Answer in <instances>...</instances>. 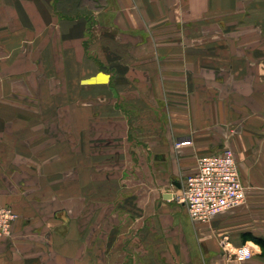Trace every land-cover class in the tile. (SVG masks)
I'll return each instance as SVG.
<instances>
[{
  "label": "crops",
  "instance_id": "0c3cea01",
  "mask_svg": "<svg viewBox=\"0 0 264 264\" xmlns=\"http://www.w3.org/2000/svg\"><path fill=\"white\" fill-rule=\"evenodd\" d=\"M99 1L0 0V264H264V0ZM224 150L244 202L193 222Z\"/></svg>",
  "mask_w": 264,
  "mask_h": 264
},
{
  "label": "built area",
  "instance_id": "2783aa9c",
  "mask_svg": "<svg viewBox=\"0 0 264 264\" xmlns=\"http://www.w3.org/2000/svg\"><path fill=\"white\" fill-rule=\"evenodd\" d=\"M185 144L188 142L181 143ZM196 167V172L185 179L180 196V201L193 222H209L214 216L243 204L245 188L230 151L200 156ZM17 218L11 208L0 207V236L9 233ZM231 253L239 262L247 261L253 255L247 244Z\"/></svg>",
  "mask_w": 264,
  "mask_h": 264
},
{
  "label": "trees",
  "instance_id": "16d2710c",
  "mask_svg": "<svg viewBox=\"0 0 264 264\" xmlns=\"http://www.w3.org/2000/svg\"><path fill=\"white\" fill-rule=\"evenodd\" d=\"M88 1H90L91 3H94L96 5V7H100L101 6L99 0H88ZM89 30H90V28H89ZM242 238H243L244 242L251 241L255 245H257L260 248V250H261L262 256H264V239L257 238L255 236H252L251 234H243Z\"/></svg>",
  "mask_w": 264,
  "mask_h": 264
},
{
  "label": "rangeland",
  "instance_id": "374dc122",
  "mask_svg": "<svg viewBox=\"0 0 264 264\" xmlns=\"http://www.w3.org/2000/svg\"><path fill=\"white\" fill-rule=\"evenodd\" d=\"M95 35V34H94Z\"/></svg>",
  "mask_w": 264,
  "mask_h": 264
}]
</instances>
